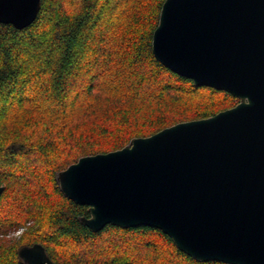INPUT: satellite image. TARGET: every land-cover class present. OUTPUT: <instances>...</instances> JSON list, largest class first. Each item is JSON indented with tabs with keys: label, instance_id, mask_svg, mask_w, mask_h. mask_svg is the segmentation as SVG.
<instances>
[{
	"label": "trees",
	"instance_id": "trees-1",
	"mask_svg": "<svg viewBox=\"0 0 264 264\" xmlns=\"http://www.w3.org/2000/svg\"><path fill=\"white\" fill-rule=\"evenodd\" d=\"M164 1L42 0L26 28L0 22V264H26L19 249L35 243L57 264H227L192 258L154 227L94 232L56 179L82 156L238 103L155 57Z\"/></svg>",
	"mask_w": 264,
	"mask_h": 264
},
{
	"label": "water",
	"instance_id": "water-1",
	"mask_svg": "<svg viewBox=\"0 0 264 264\" xmlns=\"http://www.w3.org/2000/svg\"><path fill=\"white\" fill-rule=\"evenodd\" d=\"M41 6L0 0V22L26 28ZM152 47L194 86L238 103L82 156L56 174L60 190L88 206L80 221L94 232L149 226L198 261L264 264V0H165ZM19 255L57 264L41 243Z\"/></svg>",
	"mask_w": 264,
	"mask_h": 264
},
{
	"label": "rangeland",
	"instance_id": "rangeland-1",
	"mask_svg": "<svg viewBox=\"0 0 264 264\" xmlns=\"http://www.w3.org/2000/svg\"><path fill=\"white\" fill-rule=\"evenodd\" d=\"M25 229H26V226H21V227L15 228V229L9 231L6 235V237L8 239H13V238L19 239Z\"/></svg>",
	"mask_w": 264,
	"mask_h": 264
}]
</instances>
